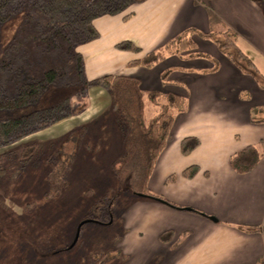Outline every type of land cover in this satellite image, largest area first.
Instances as JSON below:
<instances>
[{
	"label": "crops",
	"instance_id": "1",
	"mask_svg": "<svg viewBox=\"0 0 264 264\" xmlns=\"http://www.w3.org/2000/svg\"><path fill=\"white\" fill-rule=\"evenodd\" d=\"M93 24L99 39L76 49L87 81L126 76L138 79L145 94H176L187 101L149 180L155 194L178 208L136 195L120 218L119 247L126 264H264V88L202 37L229 28L264 75V2L143 0ZM184 37L197 48L169 54L152 69L128 66ZM122 42L133 43L139 52L118 50ZM93 93L110 106L107 93L97 88ZM150 106L157 114V107ZM187 137L198 138L200 146L184 156L181 142ZM249 146L258 148L262 158L252 172L241 175L232 169L231 158ZM191 166L200 168L197 176L182 177ZM173 175L177 180L167 184ZM168 231L174 238L162 242L160 236Z\"/></svg>",
	"mask_w": 264,
	"mask_h": 264
},
{
	"label": "rangeland",
	"instance_id": "2",
	"mask_svg": "<svg viewBox=\"0 0 264 264\" xmlns=\"http://www.w3.org/2000/svg\"><path fill=\"white\" fill-rule=\"evenodd\" d=\"M75 47L65 34L51 29L33 0H17L0 10V67L9 77L6 95L13 97L20 85L40 81L45 72L56 70V82L32 98L30 106L65 99L70 104L67 119L0 148V161L6 169L0 180V264H88L91 246L120 241L122 211L136 199L112 171V162L124 151L116 114L76 72ZM13 53L23 59L21 66L9 61L7 55ZM154 110L147 108V120L155 116ZM105 130L108 135L103 134ZM68 139L77 145L69 160L67 186L60 193L48 185L45 160L37 167L21 169L19 152L11 153L31 140L50 141L60 152ZM104 195L113 202L115 221L109 225L86 223L75 242L89 206Z\"/></svg>",
	"mask_w": 264,
	"mask_h": 264
},
{
	"label": "trees",
	"instance_id": "3",
	"mask_svg": "<svg viewBox=\"0 0 264 264\" xmlns=\"http://www.w3.org/2000/svg\"><path fill=\"white\" fill-rule=\"evenodd\" d=\"M17 0H0V10ZM48 19L52 30L65 34L67 40L78 46L99 39L100 34L93 22L104 15H116L125 11L132 4L143 0H33ZM264 2V0H253ZM130 16V15H129ZM127 16V17H129ZM214 19V18H211ZM204 39L213 42L220 52L225 55L242 73L250 75L261 88H264V75L255 64L237 46V36L229 28L222 31H211L202 34ZM118 50L139 52V48L131 42H122L116 46ZM196 44L190 37L172 40L165 47L148 54L141 60L132 61L129 67L154 68L165 61L169 54H179L195 50ZM8 59L15 60L16 66H21L23 59L16 54H8ZM76 72L84 76L83 57L75 50ZM171 70L163 74L166 80ZM85 77V76H84ZM56 70H48L42 80L24 83L18 87L17 95L8 97L5 85L9 79L8 73L0 67V148L11 144L15 140H23L37 131L45 130L51 125L70 117L69 100H61L53 104H40L31 107L32 98L39 97L56 82ZM86 80V79H85ZM87 81V80H86ZM89 88H97L107 93L111 109L116 114L123 140V154L112 162V171L122 186L127 185L135 195L171 204L161 195L155 194L149 188V180L155 170L162 152L166 149L178 112L187 108L186 99L176 95L161 96L158 93L145 94L136 78L106 75L86 82ZM148 104L157 107V114L150 120L146 119ZM10 110L17 113L13 116ZM72 145V152L68 146ZM76 141L68 139L66 145L59 151L56 146L46 140H31L23 142L11 150L12 154L19 152L20 168L39 166L45 160L47 164L46 176L48 185L56 193H60L67 186L69 160L76 151ZM200 146L196 137H187L181 142V153L189 156ZM71 147V146H70ZM60 154L66 160L60 158ZM3 158V155H0ZM262 153L255 146H249L236 153L231 158L232 169L241 175L252 172L259 164ZM198 166H191L183 171L182 177L193 179L199 173ZM6 169L0 161V180L5 176ZM178 176L173 175L166 181L175 182ZM126 189V190H127ZM124 190V189H123ZM113 202L108 195H104L89 206L84 220H92L99 224L109 225L113 220ZM83 229V227H82ZM174 238V233L168 231L160 236L162 242L168 243ZM121 240V239H120ZM120 242V241H119ZM119 242L112 239L109 246L100 243L91 246L87 255L88 264H126L128 257L119 247Z\"/></svg>",
	"mask_w": 264,
	"mask_h": 264
},
{
	"label": "water",
	"instance_id": "4",
	"mask_svg": "<svg viewBox=\"0 0 264 264\" xmlns=\"http://www.w3.org/2000/svg\"><path fill=\"white\" fill-rule=\"evenodd\" d=\"M88 222H94V221H92V220H84V221H83V223H82V224L79 226V228H78V232H77V236H76V240H75V242H77L78 239H79V236H80V232H81L82 227H83L86 223H88Z\"/></svg>",
	"mask_w": 264,
	"mask_h": 264
}]
</instances>
